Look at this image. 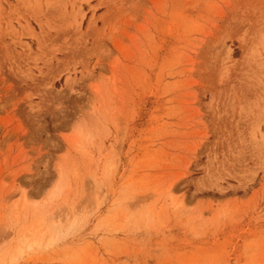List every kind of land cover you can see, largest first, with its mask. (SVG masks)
Listing matches in <instances>:
<instances>
[{
  "label": "rangeland",
  "instance_id": "obj_1",
  "mask_svg": "<svg viewBox=\"0 0 264 264\" xmlns=\"http://www.w3.org/2000/svg\"><path fill=\"white\" fill-rule=\"evenodd\" d=\"M0 264H264V0H0Z\"/></svg>",
  "mask_w": 264,
  "mask_h": 264
}]
</instances>
